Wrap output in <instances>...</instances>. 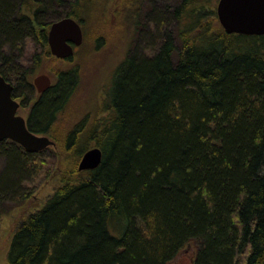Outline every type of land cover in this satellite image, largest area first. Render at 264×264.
I'll return each mask as SVG.
<instances>
[{
    "label": "trees",
    "instance_id": "trees-1",
    "mask_svg": "<svg viewBox=\"0 0 264 264\" xmlns=\"http://www.w3.org/2000/svg\"><path fill=\"white\" fill-rule=\"evenodd\" d=\"M143 1L123 0L119 10L120 0H0V74L13 97L31 89L29 75L44 60L33 52L26 62L24 45L36 40L46 50L49 15L58 8L84 28L85 18L99 23L100 6L112 3L135 28ZM213 1L151 10L157 26L173 22V30L154 54H128L115 66L103 102L109 115L88 130L101 163L75 170L20 221L9 264H167L187 246L192 264H264V36L211 29ZM55 75L27 126L79 158L89 148L83 125L67 130L62 142L55 136L59 116L69 115L79 68ZM1 146L9 166L0 201L24 196L18 182L38 153L11 140Z\"/></svg>",
    "mask_w": 264,
    "mask_h": 264
},
{
    "label": "rangeland",
    "instance_id": "rangeland-1",
    "mask_svg": "<svg viewBox=\"0 0 264 264\" xmlns=\"http://www.w3.org/2000/svg\"><path fill=\"white\" fill-rule=\"evenodd\" d=\"M118 1L116 0L115 5ZM122 1L120 0V7L116 9L120 10L121 8L123 10L124 7L126 8ZM177 1L179 0H144L143 5H141V15L138 17L139 21L135 28L132 22L125 23L122 21L127 14L122 11L115 13L114 8L110 7L112 3L109 6L103 3V7L100 6L99 23L98 21L93 23V19L87 20L85 18V27L82 30L87 29V36L83 33V42L80 46L75 47V52L71 55L69 61L56 59L50 53L43 56L44 51L48 49L49 52L47 45L45 50V46L42 47L40 43L35 42L36 40L26 42L23 49L26 62L27 58L31 59L33 52L44 57L41 68L29 75L31 82L35 75L47 73L51 76L52 82L55 83L57 70L66 69L73 65L79 68L80 82L78 89L69 101L71 107L68 110L70 111L69 115L66 117L61 115L57 120V126L55 127L57 139L62 142L64 133L67 130L73 127L79 128L83 125L81 127L83 130L82 143L89 148L97 146L95 139L88 134V130L95 123H99L102 118L109 115L108 112L103 110V102L115 66L128 54L137 58L154 54L161 42L162 35L166 31L173 30L174 24L172 22L168 25L159 24L157 26L153 22L154 16L151 13L154 9L156 13L164 12L166 9L167 12L171 11ZM217 2L218 0H214L212 4L214 15L210 17V28L223 30L215 11ZM63 9L58 8L54 14L49 15V19L55 21L58 16V18L64 17L60 16ZM93 12L94 19L98 18V12ZM136 13L137 11L133 10L131 17H134ZM29 63H31V60H28ZM26 89H28V92L24 94L23 98H17L19 102L24 101V103H20L22 105L18 113L25 118L38 96L33 85L31 89L28 87ZM72 112L74 116L70 117ZM48 136L54 139L52 136ZM5 146L10 147V144ZM17 151L22 153L25 150L20 151L18 149ZM73 154H75L73 150L65 151L59 143L57 146L48 147L28 158L30 161L28 165L32 166L31 173L18 182L24 196H4L0 201V264H9L7 257L10 242L20 221L43 206L55 189L63 183L64 179L75 176L74 171L78 170L77 166L81 156L76 158ZM3 155L2 150H0V181L7 175L5 168L9 166ZM10 179L15 180L16 178L10 175ZM6 200H9V202ZM193 253L194 250L187 246L167 264H192Z\"/></svg>",
    "mask_w": 264,
    "mask_h": 264
},
{
    "label": "water",
    "instance_id": "water-1",
    "mask_svg": "<svg viewBox=\"0 0 264 264\" xmlns=\"http://www.w3.org/2000/svg\"><path fill=\"white\" fill-rule=\"evenodd\" d=\"M216 15L226 34L264 36V0H218ZM83 42V30L74 17L65 16L51 22L46 32L49 53L58 59L74 54V48ZM38 93L52 86L51 76L39 73L32 78ZM13 85L0 74V142L11 140L28 153H38L55 141L46 134L29 130L24 116L18 113L19 102L12 96ZM102 150L98 146L86 149L78 162V170H92L102 161Z\"/></svg>",
    "mask_w": 264,
    "mask_h": 264
},
{
    "label": "flooded vegetation",
    "instance_id": "flooded-vegetation-1",
    "mask_svg": "<svg viewBox=\"0 0 264 264\" xmlns=\"http://www.w3.org/2000/svg\"><path fill=\"white\" fill-rule=\"evenodd\" d=\"M38 93V92H37ZM39 94H41V93H38V96H39ZM20 106H21V104H20ZM20 106H19V108H20Z\"/></svg>",
    "mask_w": 264,
    "mask_h": 264
}]
</instances>
